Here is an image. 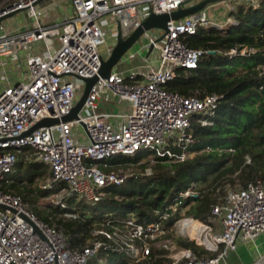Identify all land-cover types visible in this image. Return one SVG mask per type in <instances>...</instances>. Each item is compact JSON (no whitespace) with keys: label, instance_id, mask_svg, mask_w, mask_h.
Here are the masks:
<instances>
[{"label":"built area","instance_id":"built-area-1","mask_svg":"<svg viewBox=\"0 0 264 264\" xmlns=\"http://www.w3.org/2000/svg\"><path fill=\"white\" fill-rule=\"evenodd\" d=\"M44 1L0 3V19L13 13H26L31 19L10 31L3 28L6 19L0 23V60L27 52L26 73H18L15 81L0 67V264H90L110 251L124 253L134 264H153L157 258L152 256L150 246L167 237L173 223L190 234L186 226L196 220L169 218L178 212L182 200L199 197L198 184L158 212L157 221L142 224L135 214L106 217L81 248H72L69 235L40 220L29 211L21 196L12 195L6 188L20 156H25V160L40 162L48 168V178L39 188L58 189L50 196L56 198L57 208L66 209L71 197L95 204L105 196L106 188L122 185L131 178L126 174L127 167L109 164L115 157H135L143 151L153 153L148 160H142L148 165L144 174L147 177L153 175L151 165H155L156 159L168 157L180 163L192 158L194 154L186 151L197 142L192 126L194 122L212 126L222 96H200L197 92L183 96L169 91L166 85L174 80L178 69H196L210 53L190 48L183 41L186 36L196 35L200 27H216L209 19V6L194 16L168 22V32H145V44L139 50L148 52L143 65L127 71L113 69L109 78L99 77L79 118L63 122L62 118L70 115L79 101L73 80L99 76L103 61L111 56L117 43L118 25L127 39L151 14H171L187 0H72L71 10H61L55 22L49 20L53 9H38ZM201 1L192 0L189 6ZM227 1L231 13H236L241 5L258 8L264 0ZM106 17L115 20L116 32L112 33L115 44L108 45L103 54L106 34L113 32L111 21H104ZM256 52L253 47L242 46L233 48L228 55L245 57ZM135 57L130 50L121 61ZM154 61H158L157 66ZM109 94L118 98L121 105L125 102L126 109L118 114L99 112L100 100ZM45 119L60 122L27 135ZM172 147L183 152L176 155ZM211 215L221 233H215L210 223L199 221L204 227L201 238L208 243L196 245L213 255L206 257L184 248L165 264H221L238 244H255L264 235V181L255 178L244 185H229L223 198L212 205ZM137 244H142L139 250ZM163 246L168 249L172 245L167 241ZM253 264H264V255Z\"/></svg>","mask_w":264,"mask_h":264},{"label":"trees","instance_id":"trees-1","mask_svg":"<svg viewBox=\"0 0 264 264\" xmlns=\"http://www.w3.org/2000/svg\"><path fill=\"white\" fill-rule=\"evenodd\" d=\"M230 15L234 22L225 30L200 27L196 35L183 38L188 47L210 53L196 69H178L174 80L166 85L169 91L183 96L196 92L200 96L204 93L222 96L212 119L213 125L203 127L194 122L192 126L197 142L186 150L194 154L192 158L180 163H174L168 157L156 159L152 176L129 178L122 185L106 188L105 196L95 204L71 197L66 209L44 212L35 207L33 191L28 185H33L36 177L48 168L20 156L6 191L21 196L39 219L56 225L69 235L72 248H81L92 239V230L101 227L106 217L125 218L135 214L142 224L157 221L158 212L171 206L173 200L193 184L200 186L199 197L182 200L178 212L172 213L170 220L185 216L207 223L212 219V205L223 198L228 183L244 185L255 178L264 181V1L258 8L241 5ZM242 46L253 47L257 52L245 57L228 55L233 48ZM208 148L211 150L207 151ZM229 148L234 152L220 154V149ZM171 149L176 155L183 152L181 148ZM148 153L139 152L135 157L118 156L109 164L114 167L139 164L138 167L145 170L147 163H140ZM57 190L39 188L38 193L47 197ZM65 214L76 217H63ZM179 245L196 254L208 252L190 241H179ZM152 256H155L154 252ZM104 258L109 264H134L124 253L111 251L90 264H99ZM165 262L160 258L153 264Z\"/></svg>","mask_w":264,"mask_h":264},{"label":"rangeland","instance_id":"rangeland-1","mask_svg":"<svg viewBox=\"0 0 264 264\" xmlns=\"http://www.w3.org/2000/svg\"><path fill=\"white\" fill-rule=\"evenodd\" d=\"M239 0H233V3H238ZM227 3H230L229 1L223 2V3H217L210 5L208 8V14L209 19L216 24V28L221 27V29H227L229 28L233 22L234 17H232L231 11L229 7L227 6ZM72 0H46L42 2L38 9L45 12L46 9L51 8L53 9V16H56L59 14V11L65 10L69 11L71 10ZM233 5V4H232ZM104 21H111L110 26L113 27V32L106 34V44L102 46L101 51L103 54H106L107 46H111L115 44L114 36L112 33L116 32V22L115 20H112L110 17H106ZM228 21V22H227ZM31 19L28 17L26 13H19L11 18L6 19L3 22V28L10 31V29H15V27L18 24H25L30 23ZM220 29V28H219ZM107 32V31H106ZM153 33H156L154 30ZM8 35H10V32H7ZM145 44L144 39L141 38L139 43H137L132 49L131 53L136 54V57L133 60H142L145 57H147L148 52L146 51H139L141 49V46ZM27 55L26 51H22L12 57L5 58L4 60H0V67L7 70L8 75L10 77V80L13 82L15 81V76L19 73V75H24L26 73V69L24 66V59ZM154 55V54H153ZM132 60V61H133ZM131 61V60H130ZM130 65V62H125L124 60L119 63V65L114 68L116 71L118 69H127ZM154 66L158 65V61L153 62ZM122 66V67H121ZM75 94L79 99L82 97L86 83L80 79L75 78ZM126 103L124 102L122 105L119 103V99L114 97L112 94H109L107 96H104L98 106L99 112H105V113H111V114H118L121 111H124L126 109ZM83 131V130H82ZM153 155V153H148L145 156V159L148 160ZM145 160V161H146ZM145 161H142L140 164L144 163ZM139 165V164H138ZM138 165H130L126 169V174L133 177L138 176H144L145 170H141ZM151 166H154L153 164ZM49 170H44L43 175L36 177L33 185H28V188L33 191L32 197L35 200V207L39 209L40 211H48L50 209H59L56 205V198L52 196L42 197L39 195L38 190L41 183L45 182V180L48 178ZM229 186V183L225 186L224 192L226 187ZM25 187V186H24ZM200 190V188H199ZM27 208L29 209L28 205ZM61 208V207H60ZM176 206H174L173 212H175ZM32 213H34L32 210L29 209ZM52 217H55L53 215ZM65 217V216H63ZM60 218V216H59ZM185 218V216H182V219ZM41 220V219H40ZM197 222L199 220H196ZM210 223L215 228V233L220 234L221 230H219V226L216 222L211 220ZM190 228L191 226H186ZM103 229V228H101ZM171 233L167 235V237H162V239H157L151 244V251L155 253L157 260L160 258H164L166 260V263H168V258L173 257L176 255V253L184 247L179 245V241L182 242H194L196 245V242L204 243V241L200 238H195L193 236H190L191 234L188 233L182 226H175L174 223L171 225ZM187 233V234H186ZM192 237V238H191ZM196 239V240H194ZM165 240V241H164ZM163 241V242H162ZM169 241L171 243V247L169 246L168 249L164 248V243ZM142 244H137V249L139 250L141 248ZM163 246V247H162ZM202 246V245H201ZM199 247V246H198ZM203 248V247H201ZM206 257H210L213 255L212 252H206L204 254ZM260 255H264V235L261 236L255 244H238L237 249L234 252L230 253L229 258H226V261L229 264H233L239 262L240 264H243L246 261H252L254 263ZM245 260V261H244ZM99 264H109V261L107 259H103L99 262ZM224 264V263H221ZM238 264V263H237Z\"/></svg>","mask_w":264,"mask_h":264},{"label":"water","instance_id":"water-1","mask_svg":"<svg viewBox=\"0 0 264 264\" xmlns=\"http://www.w3.org/2000/svg\"><path fill=\"white\" fill-rule=\"evenodd\" d=\"M225 1L227 0H202L197 5L189 6L192 0H187L179 10L172 12L171 14H162V15L151 14L148 18H146V20L142 23V25L127 39L123 38L120 30V26L118 25L117 43L114 47L111 56L107 60L103 61L102 68L99 72V76H96L92 79L78 78L86 83L85 91L82 97L75 105V107L73 108L70 115L63 117L62 121L68 122L79 118V113L82 111L85 105L88 94L91 88L98 81L99 77L109 78L113 69L118 66L124 55L140 41V39L142 38L145 32L152 30H161L168 32V27H167L168 22L179 21L181 19L194 16L198 12L202 11L203 9H205L210 5L223 3ZM15 14L16 13H13L6 17L1 18L0 23L7 18L13 17ZM59 122L60 121L58 119H45L39 124H37L27 135L33 133L35 130L41 127H50L52 125L58 124Z\"/></svg>","mask_w":264,"mask_h":264},{"label":"crops","instance_id":"crops-1","mask_svg":"<svg viewBox=\"0 0 264 264\" xmlns=\"http://www.w3.org/2000/svg\"><path fill=\"white\" fill-rule=\"evenodd\" d=\"M60 15H61L60 11H59V14L56 15V16H53V12H52L50 14V18H49L50 22H55V20H57L60 17ZM143 61H144L143 59L142 60L137 59V60H133V61H128V62H130V65L128 66L127 69H118L117 71H127V70H130V69L134 68V67L141 66V65H143ZM229 256H230V254L228 255L227 259L229 258ZM235 262L236 261H234L233 264H237V263L240 264L239 262H237V263H235ZM222 263L229 264L226 260L224 262H222ZM243 264H253V263H252V261H246Z\"/></svg>","mask_w":264,"mask_h":264},{"label":"bare ground","instance_id":"bare-ground-1","mask_svg":"<svg viewBox=\"0 0 264 264\" xmlns=\"http://www.w3.org/2000/svg\"><path fill=\"white\" fill-rule=\"evenodd\" d=\"M203 228L204 227L201 225V223H198L195 221L191 224V227L189 228V232H190L191 236L200 239L201 238L200 232L203 230ZM204 243H208V242L205 240Z\"/></svg>","mask_w":264,"mask_h":264}]
</instances>
